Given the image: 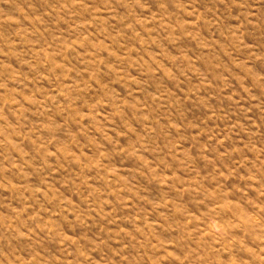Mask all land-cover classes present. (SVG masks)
Returning a JSON list of instances; mask_svg holds the SVG:
<instances>
[{"label":"rangeland","instance_id":"1","mask_svg":"<svg viewBox=\"0 0 264 264\" xmlns=\"http://www.w3.org/2000/svg\"><path fill=\"white\" fill-rule=\"evenodd\" d=\"M0 264H264V0H0Z\"/></svg>","mask_w":264,"mask_h":264}]
</instances>
